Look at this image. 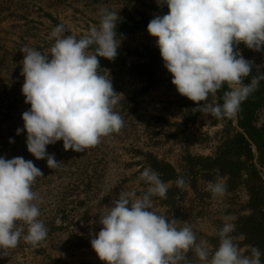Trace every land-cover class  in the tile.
<instances>
[{"label":"rangeland","instance_id":"1","mask_svg":"<svg viewBox=\"0 0 264 264\" xmlns=\"http://www.w3.org/2000/svg\"><path fill=\"white\" fill-rule=\"evenodd\" d=\"M101 8L114 10L120 17L116 30L121 45L116 59H98L100 73L123 94L115 111L122 116L124 127L84 152L65 151L62 140L48 145L47 152L62 162L58 169H50L46 159L37 160L28 152L26 131L16 132L23 128L22 113L30 109L21 91L24 54L20 49L28 46L47 53L54 43L48 36L61 23L68 30L66 35L83 36L99 24ZM168 11L156 0H0V157H23L43 172L33 190L43 201L39 219L49 229L38 247L21 239L7 257L0 258V264H105L90 243L102 228L100 216L122 192L134 190L138 196L146 192L148 185L138 182V177L148 167L160 178L167 167L169 178L162 181L171 182L167 199L153 198L152 211L178 220V227L191 225L210 255L219 245L223 218L229 216L235 224L232 235L239 238L244 254H248V246L256 247L264 264V196L255 208L249 202L250 184L264 187V168L258 166L252 145V163L259 179L243 156L229 157L227 165L200 169L203 160L214 158L235 136L236 116L227 124L224 119L193 112L196 104L177 92L163 60L153 63L151 54L159 49L147 25L154 16ZM248 60L264 73V48L252 50ZM149 63L153 65L142 67ZM213 99L217 101V96H210L209 102ZM255 124L264 130V108L257 111ZM181 176L188 182L186 189L176 187ZM210 182L223 183L225 195L214 198L206 191ZM250 223L261 226L254 236L246 231ZM187 255L191 258L192 253ZM192 258L193 264H199L194 255Z\"/></svg>","mask_w":264,"mask_h":264},{"label":"clouds","instance_id":"2","mask_svg":"<svg viewBox=\"0 0 264 264\" xmlns=\"http://www.w3.org/2000/svg\"><path fill=\"white\" fill-rule=\"evenodd\" d=\"M156 2L169 11L154 16L147 31L156 38L177 92L196 104L193 112L234 118L241 103L264 80L261 73L245 84L253 62L234 50L240 43L254 51L264 48V0ZM99 16V24L83 36L66 35L63 23L55 26L48 36L54 43L47 53L28 46L20 49L24 54L21 91L30 109L22 113L23 128L16 132L26 131L28 152L37 160L46 159L50 169H58L62 162L47 152L48 145L62 140L65 151L84 152L124 127L122 116L115 111L123 94L100 73L98 59H116L121 45L116 30L120 17L108 8H101ZM225 86L223 102H209ZM43 176L31 160L0 157V258L7 257L21 239L33 248L46 240L49 229L39 219L43 201L33 190L36 179ZM140 181L148 185L146 192L140 196L134 190L122 192L100 216L102 228L90 243L105 264H193V255L199 264H262L258 248L248 246L244 254L239 238L232 235L235 224L229 216L223 218L219 245L210 255L191 225L178 227V220L151 210L154 197L167 199L171 182L162 181L150 167L141 172ZM175 184L180 189L188 187L182 176ZM206 191L216 198L223 197L227 189L221 182H210Z\"/></svg>","mask_w":264,"mask_h":264},{"label":"trees","instance_id":"3","mask_svg":"<svg viewBox=\"0 0 264 264\" xmlns=\"http://www.w3.org/2000/svg\"><path fill=\"white\" fill-rule=\"evenodd\" d=\"M240 50L242 56L248 60V57L252 53V50L247 48L243 43L236 45ZM235 50V48H234ZM236 51V50H235ZM153 58V63H157L162 59L160 52L155 51L151 54ZM152 63L142 65V67H150ZM260 73L253 66L249 77L244 79V83L247 84L253 77L259 76ZM226 86L218 91L217 102L222 103L223 92L226 91ZM264 108V80H260L256 89L248 96V98L243 101L240 105V109L236 114V122L238 131H236L235 136L225 143L218 151L214 158L205 159L200 164L201 170H208L214 166H222L230 163L229 157L231 156H243L245 161L250 162L249 169L253 170L254 176L259 179L256 172H258L257 167L252 163V145L255 147L257 152V164L260 168H264V130L257 127L255 124L257 111ZM224 121L227 124H232V119L225 118ZM233 162H231V165ZM235 167V165L233 166ZM167 168V167H166ZM163 167L162 173L164 180L168 177L169 173L167 169ZM169 178V177H168ZM264 187L261 185L251 183L249 186V202L251 207L255 208L256 205L261 201L262 196H264ZM260 225L256 223L246 224V231L249 235L254 236L255 233H259Z\"/></svg>","mask_w":264,"mask_h":264}]
</instances>
